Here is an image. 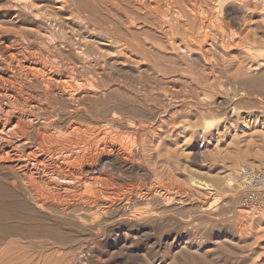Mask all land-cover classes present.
<instances>
[{
  "label": "rangeland",
  "instance_id": "obj_1",
  "mask_svg": "<svg viewBox=\"0 0 264 264\" xmlns=\"http://www.w3.org/2000/svg\"><path fill=\"white\" fill-rule=\"evenodd\" d=\"M32 1L36 11L56 18L22 13L18 0H0V26L9 29L2 42L17 46L15 31L25 29L28 42L37 44L38 32H48L55 41L42 40L47 61L67 64L80 63L77 48L86 46L100 79L95 98L86 102L94 114L82 123L103 132L107 107L131 122L115 131L133 157L119 161L100 151L94 166L97 178L110 173L117 179L121 196L111 197L112 212L103 211L107 197L92 196L93 204L72 198L81 217L67 218L74 226L64 230L66 245L46 249L50 264H202L201 257L211 264H264V210L241 206L239 182L243 168L264 165V0ZM191 9L208 16L207 43ZM0 66V75L10 76L6 60L0 58ZM20 82L24 97L34 94L36 103L15 106L30 117L32 145L55 151L54 141L38 131L57 116L54 129L64 135L77 120L67 115L69 102ZM105 182L95 187L105 189ZM224 240V247L213 245Z\"/></svg>",
  "mask_w": 264,
  "mask_h": 264
},
{
  "label": "bare ground",
  "instance_id": "obj_2",
  "mask_svg": "<svg viewBox=\"0 0 264 264\" xmlns=\"http://www.w3.org/2000/svg\"><path fill=\"white\" fill-rule=\"evenodd\" d=\"M218 2L220 3V0ZM17 4L19 5L18 8H21L20 11L22 13L25 12L32 15V13L34 14L36 12L39 14V18L44 17L47 19L48 17V20L51 21L56 18L47 13L41 14V9L36 11V4L32 0H18ZM154 9L152 11H154ZM157 9L158 8H156V10ZM178 9L180 10L181 8L179 7ZM187 10L185 11L186 15L187 12L190 16L192 14L193 21L200 24V38L203 43H207L210 38V34L207 32L210 27L207 28L208 30L206 29L207 31L205 30V23L208 16L204 15L205 12L203 10L202 12L199 10L193 11L192 9V11ZM183 11L184 10H181V12ZM190 11L191 14H189ZM175 13V15H177L178 12ZM169 14L170 12H168V15ZM188 15L186 17H188ZM194 27H196V24ZM10 31L12 32V29ZM26 31L25 29L15 31L20 42L18 41L19 44L17 46L15 45L16 47H11V45L7 46L2 42L4 40L2 34L9 32V29L5 26H0V58L6 60V65H8L10 73V76H8V74L6 76L0 75V264H50L52 260L45 255V252L49 251L46 249L52 250L53 248H61V246L63 247L66 245L67 239L64 230L70 226L69 222L72 220V218H67L77 216L78 206L76 205L79 203L77 202L76 204V201L72 203V198L78 196V198L80 197L82 200H86L88 203L93 204L91 202L93 199L92 196L107 197V202L105 203L108 206L105 208V204L103 211H105V213H111L114 208L111 197L114 195V197L121 196L115 188L118 186L116 184V177L114 178L108 173V175H105L106 178H104L102 173L101 177L98 176L99 178H97L98 170L96 171L94 166H96L95 164L98 161L99 152L109 151V154L112 153L114 156L116 155V159H119V161L126 159L130 160L129 158L133 157L132 149L126 148V143H120V138H118L119 132L115 131L116 127L124 126L125 122H131H128V119L125 120L121 118L119 113H117L116 107L108 108L105 106L107 107L104 112V118L107 119L106 127L104 126L103 132L99 131L100 136H98L99 134H96V130L94 131L88 124H86L87 126L83 124V118L86 117L91 119L94 114L92 108H88L89 105L87 106L86 102L93 94L95 98V93L98 90V79H100V76L98 77L91 68L93 60L87 48H85L86 46L80 45L77 48L80 50L78 51L80 63L71 62L67 64L66 62H61L59 59L56 63H52L50 62L51 60L47 61V58L51 56L50 53L41 45H44L42 42L45 39L55 41V36L40 30L38 35L41 41L37 44L36 42L29 43L27 39L28 32ZM34 48H36V50ZM21 79L27 84L40 87L47 97L55 95L69 102V106L67 107L70 108L71 106V108L67 115L70 119L76 118L79 120H71L72 122H68V124H70L66 127L67 129L64 135H61L60 132H56V129H54V121L58 119L57 116H55L56 118L48 119L44 123L45 126L41 129L39 128L38 132L41 138H48L54 141V144L57 146L55 151H51L50 149L49 152H46L47 149L44 148L41 141V143L34 147L31 143L33 124L31 120H29L30 117L24 113H19V110L18 113H16L17 110H15V106L21 107V109L19 108L20 110H24V107L36 105L34 102V94L29 93L30 97H24L26 88L25 85L20 82ZM106 103L107 101H105V104ZM81 110L85 113H81ZM15 115L17 116L14 117ZM13 118H15L14 122L12 120ZM28 152L31 153L28 154ZM33 157L37 159L34 164H31ZM41 159L43 160L41 161ZM110 163H112V161ZM6 164L8 166L5 167L4 165ZM49 167L53 170L51 171ZM2 171H6V173L3 174ZM58 171L60 173H57ZM101 181H106L105 189L95 187V184L97 185V183ZM153 193L155 192L153 191ZM166 193L167 191L165 194ZM112 199L114 198L112 197ZM66 201L67 204L65 203ZM68 201L72 204H69L70 202ZM77 217L80 218L81 216ZM83 219L86 220L85 218ZM123 219L125 220L126 218ZM133 220L129 219V222ZM81 223L83 222L81 221ZM134 224L132 223V225ZM77 235H79V233ZM224 242L227 241H216L213 245L217 248L224 247L226 245ZM69 244L71 243L69 242ZM187 247H189V245ZM225 250L227 251V249ZM182 256L186 257L187 254L183 253ZM200 262L202 264H211L207 262V258L202 257L200 258Z\"/></svg>",
  "mask_w": 264,
  "mask_h": 264
},
{
  "label": "built area",
  "instance_id": "obj_3",
  "mask_svg": "<svg viewBox=\"0 0 264 264\" xmlns=\"http://www.w3.org/2000/svg\"><path fill=\"white\" fill-rule=\"evenodd\" d=\"M239 182L241 206L252 211L264 210V165L243 168Z\"/></svg>",
  "mask_w": 264,
  "mask_h": 264
}]
</instances>
